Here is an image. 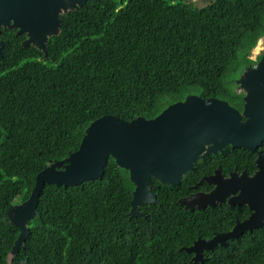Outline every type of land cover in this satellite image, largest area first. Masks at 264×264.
Segmentation results:
<instances>
[{"label": "trees", "instance_id": "1", "mask_svg": "<svg viewBox=\"0 0 264 264\" xmlns=\"http://www.w3.org/2000/svg\"><path fill=\"white\" fill-rule=\"evenodd\" d=\"M47 54L3 28L0 79L15 93L0 102V264L19 229L8 209L27 200L51 160L77 150L103 115L153 118L188 94L218 97L242 110L235 77L264 36V0H88L62 14ZM249 152L224 149V155ZM201 160L180 185L153 179L159 204L130 217L135 185L109 158L104 175L77 186L45 184L26 247L11 264H193L181 250L235 224L231 207L190 211L179 203L203 174ZM192 179V180H191ZM194 181V182H192ZM192 182V183H191ZM206 264H264V225L205 252Z\"/></svg>", "mask_w": 264, "mask_h": 264}, {"label": "water", "instance_id": "2", "mask_svg": "<svg viewBox=\"0 0 264 264\" xmlns=\"http://www.w3.org/2000/svg\"><path fill=\"white\" fill-rule=\"evenodd\" d=\"M88 0H0V34L3 28L25 34L23 46L33 45L47 54L50 37L60 32L61 15L76 10ZM212 1V0H211ZM210 1V2H211ZM209 2V3H210ZM0 39V60L3 57ZM244 93L242 110L218 97L188 94L184 100L170 104L153 118L136 117L126 121L115 115H103L92 121L77 150L53 161L40 171L27 200L11 206L7 213L19 235L8 253L11 264L20 249L26 247L29 221L36 217L39 197L45 184L77 186L104 175L109 158L129 171L135 185L131 199L130 217L144 216L139 208L144 204H159L151 189L153 179L164 185L177 186L183 176L195 168L200 159L222 152L230 145L257 152L264 142V53L254 66H247L235 80ZM259 156L258 162H260ZM252 177L247 174L218 180L217 187L208 193L199 192L179 200L186 209H205L225 202L227 195L240 190L229 204H247L253 214L237 222L232 230L209 239L199 237L189 247L192 261L204 264L203 250L225 246L246 230L260 227L264 220V164ZM215 176L201 181L215 182Z\"/></svg>", "mask_w": 264, "mask_h": 264}, {"label": "flooded vegetation", "instance_id": "3", "mask_svg": "<svg viewBox=\"0 0 264 264\" xmlns=\"http://www.w3.org/2000/svg\"><path fill=\"white\" fill-rule=\"evenodd\" d=\"M238 93L242 94V98H243L244 93H242L241 91H239ZM232 149H235V148H232ZM246 151H248V150H246ZM248 152H249L248 154L243 153L241 155H238V158H237V156H235L234 152H229L227 155H224V150H223L222 152H218L217 154H211V155L205 157L204 159H200L202 162V166H201L200 170L203 174L201 175V177L197 181H195V182L192 181L194 183L191 182L192 184L188 185V190H191V192L188 195H184V196L180 197L179 200L182 198L188 197L192 194H195V193H199V192L208 193V192L212 191L213 189H215L217 187L216 182L218 180H224V179L232 178V177H234V175H238L239 177H241V175H243V174H247L249 177L254 176L260 170L259 165L264 164V142L261 146H259L257 148V152H254V153L250 152V151H248ZM259 156H261V158L259 160L260 162H258ZM210 176H215V179H214L215 182L209 183L206 180L201 181L204 177H210ZM183 178H184V176H183ZM153 183H154V185L152 187H156V184L154 181H153ZM230 188L234 192H230L227 195L225 202H218L215 207L226 206V205L231 207V213L234 216L237 215V217H234L235 224H236L238 221L243 222V221L249 219L254 211L251 210V208L247 204H245V205H239V204L231 205V204H229V200L232 198H236L240 193V190H236L234 186L229 187V189ZM155 194L157 196L156 192H155ZM180 205H182V204H180ZM212 208H214V207H212ZM195 210H199V209H195ZM200 210H204V209H200ZM235 224L233 225V227L235 226ZM263 225H264V220H263ZM263 225L260 227H253L251 229H246L240 234V236H242L246 232H253L254 230H257V229L263 227ZM233 227L230 230H232ZM230 230H228V231H230ZM223 232H227V231H223ZM217 233H221V232H216V233H214V235H216ZM214 235L212 237H214ZM204 239H209V238H204ZM213 249L203 250L204 264H206V260L208 259V257L205 255V252L213 250ZM193 256H194V253H192L191 262L193 264H195L192 261Z\"/></svg>", "mask_w": 264, "mask_h": 264}, {"label": "rangeland", "instance_id": "4", "mask_svg": "<svg viewBox=\"0 0 264 264\" xmlns=\"http://www.w3.org/2000/svg\"><path fill=\"white\" fill-rule=\"evenodd\" d=\"M189 3H193L196 6L202 7L207 5L211 0H186ZM264 53V36L261 37L257 45L252 49L250 57L252 59H256L258 56L262 57ZM259 58V59H260ZM239 77H235L234 80ZM236 90L239 92V88L236 85ZM16 91V82L13 76L7 75L0 79V102H2L5 98L12 96Z\"/></svg>", "mask_w": 264, "mask_h": 264}]
</instances>
